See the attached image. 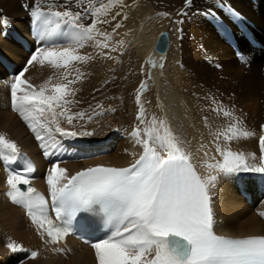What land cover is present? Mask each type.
<instances>
[{"label":"snow or ice","instance_id":"6c2138e0","mask_svg":"<svg viewBox=\"0 0 264 264\" xmlns=\"http://www.w3.org/2000/svg\"><path fill=\"white\" fill-rule=\"evenodd\" d=\"M190 3L191 0H186L185 7ZM112 4L113 0H109L107 5L92 8L85 6V0H66L64 4L51 0L46 8L22 5L29 11L38 45L27 59V66L47 64L52 69L63 70L60 77L63 82L52 83L49 77L37 87L23 78L28 71L26 66L14 75L10 85L11 108L37 133L38 141H44L45 137L37 131V126L51 133L55 125L60 137L93 135L88 131L62 128L59 121L63 119L71 126L74 120H83L86 115L71 113L68 108L73 103L69 97L75 95L72 86L84 75L74 66L94 59L81 54L79 49L91 41L101 50L98 54L107 59L113 58L109 53L117 51L110 43L111 34L98 27L112 25L117 20L119 12L107 18ZM60 8L64 10H56ZM224 11L228 21L239 23L238 13L231 8ZM206 15L212 17L218 32L226 37L230 35L224 19L211 10ZM10 23L0 9V29L6 30ZM121 27L122 24L116 22L112 25L113 33ZM61 39L68 46H63ZM122 44V41L117 42L119 46ZM104 49L108 52L102 51ZM145 88L146 83L142 81L135 96L137 123L128 133L133 147L142 148L133 163L127 167H87L74 175L67 174L58 162L52 163L46 183L56 222L48 216V201L30 186V174L35 171L30 162L25 161L21 170H14L8 176L7 197L14 205L26 209L46 244L63 242L74 225L84 231L93 225H102L103 234L86 241L94 252L95 264H264V235L241 238L217 235L213 207L214 190L221 179L240 173L264 174V135L259 136V163L251 162L256 160L252 153L232 151L226 146L227 142L251 137L254 133L242 130L243 122L232 111L219 106L213 96L212 103L217 107L212 111L222 113L230 122L224 131L215 134L219 159L214 157L215 162L207 164L208 174L201 175L192 163L195 153L186 151L187 142L176 135L165 120L145 117L141 101ZM100 107L97 104V108ZM92 118L88 116V120ZM261 128L264 130V125ZM49 138L51 144L41 143L45 156L50 155L49 148L51 154L66 151L59 140ZM221 138L226 142L224 147L219 143ZM204 147L200 144V149ZM18 154L17 144L0 135V159L15 161ZM20 186H27L26 190ZM260 215L264 216V212ZM7 247L11 253L25 251L14 242H9ZM53 250L63 251L61 248ZM36 256L37 252L30 253V258Z\"/></svg>","mask_w":264,"mask_h":264},{"label":"bare ground","instance_id":"6f19581e","mask_svg":"<svg viewBox=\"0 0 264 264\" xmlns=\"http://www.w3.org/2000/svg\"><path fill=\"white\" fill-rule=\"evenodd\" d=\"M50 2L51 0H0V9L11 15L10 17L19 16L22 17L21 19L27 17L23 23H14L11 20L12 24L10 23L6 29V34L0 35L2 37L0 52L8 56L9 72L16 71L17 62L24 58L22 48L28 49L33 41L36 42L35 35L31 33L33 26L29 11L22 5H40L46 8ZM57 2L64 4L66 0H57ZM173 2L175 0H168L170 4ZM90 5L96 8L94 0H85V6L90 7ZM228 8L233 9L243 20L250 19L247 20L246 28L228 21L224 11ZM182 9L179 40L175 37L177 42L172 38L170 41L168 31L169 47L167 46L164 52H158L153 45L159 32H153L149 39V52L145 59L149 74L147 81L143 80L142 73L126 78V63H123L119 70L111 69L117 60L115 54H118L122 46H118L119 48L116 46L117 51L109 53L114 59L100 56L98 53L101 50L95 48L91 41L84 48L79 49L81 54L91 55L94 59L74 66V69L79 68L84 75L72 86L75 95L69 97L73 103L68 105V108L71 113L84 112L86 115L83 120H74L71 126L63 119L59 124L62 128L77 132L88 131L91 127L94 130L93 135L60 137L55 131V125L52 126L51 133L46 131L48 136L50 134L51 137L59 140L66 149L62 154L49 152L51 158L57 159L59 166L66 169L67 174L72 175L79 168L95 163L123 165L138 157L142 148L138 145L133 147V141L130 140L128 133L137 123L135 96L142 81L150 82L157 96L156 100L149 102L148 106L145 105V117L149 120L153 117L157 120H165L172 131L187 142L186 151L195 153L192 163L197 167L199 174L207 175L209 171L207 164L214 163V157L219 159L215 151V134L224 131L230 122V118L224 117L222 113L212 111L217 107V104L212 103L213 96L219 106L232 111L243 122L242 130L254 133L251 137H240L227 142L226 146L232 151L243 152L245 155L254 154L256 160L251 162L259 163V136L264 132L261 128L264 125V74L261 72L264 69V0H191L190 6L186 8L184 5ZM209 10L217 16H222L232 25L240 42V53L234 52L225 36L217 31L212 17L206 15ZM111 16L107 18L111 19ZM121 19L118 16L112 25ZM248 21H254L256 24L254 22L250 24ZM112 25L98 27L100 31L109 33ZM118 33L116 31L114 34ZM250 36L255 40H249ZM97 39L101 38L97 37ZM60 42L63 44L65 40L61 39ZM102 51L108 52L107 49ZM165 53L166 56H159ZM217 64L221 67L218 68ZM30 68L29 79L33 81L35 77L38 78L34 86L38 87L49 77L52 78V83L63 82L60 79L62 73H58L62 71L54 70L51 74L47 70V64L43 66L34 64ZM1 71L0 76L9 80V73L5 76ZM161 74L163 77L159 81ZM69 78H74V75ZM6 79L4 82L8 81ZM3 85L0 95L9 99V89L5 93V85ZM100 98L112 103L113 109L104 107L99 101ZM97 104L102 107L97 108ZM115 106L120 107L119 111L115 112ZM125 111L127 113L124 114ZM88 116L93 118L88 120ZM21 121L16 120L15 124H13L15 121L4 125L2 123L0 135L7 136L13 142L17 140L15 143L19 150H24L31 156L35 171L30 174L32 183L30 186L41 189L50 202L46 176L54 162L44 154L46 159H40L41 153L37 152L34 144L41 145L42 142L51 144V141L43 134L41 135L45 137L44 141L34 139L35 136L31 137L26 133ZM23 137L26 138L21 139ZM96 137L100 143L92 140ZM69 139L76 140V143H72ZM219 143L224 147L226 142L221 138ZM200 144H204L205 147L200 149ZM41 150L45 151L43 148ZM14 162L0 159V186L3 190L0 193V264L14 263L12 261L24 253V251L11 253L7 247L9 242L19 245L25 249V252H37L35 259H27L23 256L22 260L18 259L23 261V264H62L63 257L67 258L65 264H95L92 248L70 235L58 245L46 244L31 222L26 209L10 201L6 195L9 190L6 181L14 171L11 166ZM259 182L264 185V178H251L249 173H245L241 178L233 175L219 181L213 199L215 231L233 235L264 233V216L260 215L264 212V187L257 188ZM245 191L251 194L249 201L243 197ZM5 207H9L8 211ZM9 213L11 221L5 219ZM25 215L29 219L25 227L29 229L30 235L28 234L27 237L24 236L25 228L22 227V222L15 224L18 219L25 218ZM48 216L52 219L49 211ZM54 248H61L63 251L57 252L53 250Z\"/></svg>","mask_w":264,"mask_h":264},{"label":"rangeland","instance_id":"374dc122","mask_svg":"<svg viewBox=\"0 0 264 264\" xmlns=\"http://www.w3.org/2000/svg\"><path fill=\"white\" fill-rule=\"evenodd\" d=\"M116 1H113L112 7H111V9L108 10V13L110 11L109 16L110 15L113 16L117 12H119L120 13L119 17L122 18L119 22L120 23L123 22V24H122L123 26L116 30L119 32L118 34H114L115 32L114 33L111 32L112 30H110V31L108 30V31L112 36V39L110 41L112 46L118 47L119 46V45H117L118 41H122L123 44H122L121 50L118 52V54H115L117 60L115 61V64H113L111 69H118L119 70L121 65L123 63L124 64L126 63L127 64L125 66V68L127 67L125 70L126 78L133 76V75L135 76L138 73H142L144 75L142 77L143 80L147 81L149 79V74L147 73V66L148 65L146 64L145 59H146L147 54L149 52V50H148L149 39L152 37L153 32L158 33L160 30L167 29L169 31L170 41H171V38L173 39L174 42H177V40H176L177 38L179 40V35H180V31H181V28H180L181 26L179 25L181 22L180 17H181V14L183 13L182 7L186 4V0H175V2H173L172 4L168 3V0H127V2H125V0H121V1L116 0ZM101 2H103V0H101ZM104 2L108 3L109 0H104ZM104 2H103V4H105ZM3 14L6 15L10 19V21L12 20L14 23H17V22L23 23L24 20H27V17H25L24 19H21L22 17H19V16L12 18V17H10L11 15H9V14H8L9 16L4 12H3ZM124 16H126L127 19H124ZM12 21H11V24H12ZM1 33H2V35H5L6 30L0 29V35H1ZM175 37H176V39H175ZM31 39L34 40V38H31ZM0 41H2V37H0ZM170 41H169V44H170ZM30 45L31 46H29L28 49L24 50V48H22L24 58L20 59V61L17 62L18 69L15 68L16 71L13 70L12 72H9L7 70L8 69V65H7L8 56L4 52H0V55L3 56V58H2L3 61H4V58L6 59L5 63H2V61L0 60V70L5 71V72L1 71V74L3 73V75L6 76V74L8 75V73H9V75H10L9 80L6 79L7 77L4 78L3 76H0V91L2 89L3 84L5 85V93H7V89H9L8 90L9 99H7L5 96L0 95V122H1L0 126L1 127L5 123L9 124L10 121H15L13 123V124H15L16 120H20V121L22 120L21 117L17 114V112L13 111L11 108L10 85L12 83L14 75L16 73L22 71L20 69V67L21 68L24 67L23 64H25V67L27 66V59L30 57L32 50L38 46L37 43L34 41ZM62 45L67 46V42L63 43ZM40 46H43V45H40ZM166 54L167 53H165L164 55H159V56H166ZM113 59H114V57H113ZM164 60H166V59H164ZM30 67L31 66H28V71L25 72L27 77L24 76L23 78L24 79L26 78L30 83L35 85V81L38 78L35 77V79L33 81L29 79V78H31V74H30L31 71L29 72ZM47 70L49 73L52 74L55 69H52L49 65H47ZM163 70H165V66H163ZM58 71H63V70H58ZM261 72H262V70H261ZM58 73H62V72H58ZM74 75H75V71H74ZM162 77H163V75L161 74L159 81H161ZM4 79H6L8 81L4 82ZM156 97H157L156 92L154 89H152L151 83L146 82V88L141 95V101L143 103L144 109L146 107L145 105L148 106V103L153 101L154 99L156 100ZM108 100H110V97L108 98ZM108 100L100 98L99 101L102 103V105L104 107H106L108 109H110V108L113 109V104L108 102ZM119 109H120L119 106H117V107L115 106V112L119 111ZM127 110H129V109H127ZM125 113H127V112L125 111L124 114ZM5 120H6V122H5ZM2 123H3V125H2ZM21 123L23 124V127L26 130V133L31 135V137H34V136L36 137V135H37L36 132L33 133V131H31V129L27 126L25 121H21ZM37 128L39 129L38 132H40V134H43L44 136H46L47 139L50 140L52 143V139L49 138L50 134L48 136L47 135L48 133L46 132L45 129H41L39 126ZM93 131L94 130L92 128V133H93ZM42 132H44V133H42ZM88 132H89V130H88ZM5 137L7 138V136H5ZM35 137H34V139H36ZM24 138H26V137H23L21 139H24ZM15 142H17V140H15ZM97 143H100V141H98ZM34 145H35V149L37 150V152L41 153L39 155V158L40 159L41 158L46 159L43 156L44 151L41 150L42 149L41 145L38 143H36ZM89 148H90V146H89ZM48 151H52V149L49 148ZM70 157H71V155H70ZM47 158L48 159L51 158V154L49 156H47ZM65 158L63 160H65ZM51 160L53 162L57 161V159H54V158H51ZM1 192H3V190L0 186V193ZM249 200H247V201H249ZM8 205H9V203H8ZM10 205L13 206L12 204H10ZM5 208H6V210H7V208L9 209V207H5ZM9 215H10V213L8 214V216L5 217V219L11 221ZM22 216L24 217V214ZM27 220H29V219L25 215V218L18 219V221L15 222V224L22 222L21 223L22 227L25 228L26 224H28V223H26ZM28 232H29V229L25 228L24 236H26V237L29 236L30 234ZM29 254H30V252L28 253V252L24 251V253H22V256H24V255L28 256ZM29 258H27V259H29ZM18 259L22 260L23 258L22 259L20 257L16 258L15 261H12L14 263H9V264H16V263L20 264V261H18ZM66 262H67V258L63 257L62 264L63 263L65 264ZM35 264H37V263H35Z\"/></svg>","mask_w":264,"mask_h":264},{"label":"water","instance_id":"95a60500","mask_svg":"<svg viewBox=\"0 0 264 264\" xmlns=\"http://www.w3.org/2000/svg\"><path fill=\"white\" fill-rule=\"evenodd\" d=\"M168 42H169L168 30L167 29L161 30L154 42L153 45L154 49L157 50L158 52H164L169 44Z\"/></svg>","mask_w":264,"mask_h":264},{"label":"flooded vegetation","instance_id":"af4514ba","mask_svg":"<svg viewBox=\"0 0 264 264\" xmlns=\"http://www.w3.org/2000/svg\"><path fill=\"white\" fill-rule=\"evenodd\" d=\"M252 22H254V21H252ZM255 23V22H254ZM256 24V23H255Z\"/></svg>","mask_w":264,"mask_h":264}]
</instances>
